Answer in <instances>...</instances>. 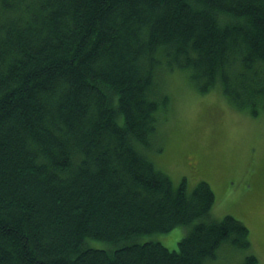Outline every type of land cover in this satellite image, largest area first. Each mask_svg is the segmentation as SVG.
Here are the masks:
<instances>
[{"label": "trees", "instance_id": "16d2710c", "mask_svg": "<svg viewBox=\"0 0 264 264\" xmlns=\"http://www.w3.org/2000/svg\"><path fill=\"white\" fill-rule=\"evenodd\" d=\"M0 1V264H211L225 244L247 251L248 226L213 216L211 184L175 185L151 154L170 103L160 69L264 113V0ZM178 226V249L139 239Z\"/></svg>", "mask_w": 264, "mask_h": 264}, {"label": "rangeland", "instance_id": "374dc122", "mask_svg": "<svg viewBox=\"0 0 264 264\" xmlns=\"http://www.w3.org/2000/svg\"><path fill=\"white\" fill-rule=\"evenodd\" d=\"M160 71L158 80L170 103L159 120L153 143L159 150L154 149L152 159L175 185L185 180L192 190L201 180L208 181L216 195L213 216L233 215L250 229L247 251L225 244L211 264H242L247 253L264 264V113L253 116L237 109L218 89L199 93L182 70ZM187 229L178 226L139 239L178 249ZM90 244L111 247L103 240Z\"/></svg>", "mask_w": 264, "mask_h": 264}, {"label": "bare ground", "instance_id": "6f19581e", "mask_svg": "<svg viewBox=\"0 0 264 264\" xmlns=\"http://www.w3.org/2000/svg\"><path fill=\"white\" fill-rule=\"evenodd\" d=\"M1 2V1H0ZM13 15V14H12ZM157 56V55H156ZM148 60V59H147ZM163 60V59H162ZM163 64V63H162ZM261 65H263V64H261ZM262 69H263V67H262ZM264 70V69H263ZM262 73H264V72H262ZM192 88V87H191ZM196 89V88H195ZM212 89V88H211ZM192 90V89H191ZM162 91V90H161ZM163 93V92H162ZM202 93V92H201ZM199 94V93H198ZM194 95V94H193ZM249 254V253H248ZM246 257V256H245ZM253 259V258H252Z\"/></svg>", "mask_w": 264, "mask_h": 264}]
</instances>
